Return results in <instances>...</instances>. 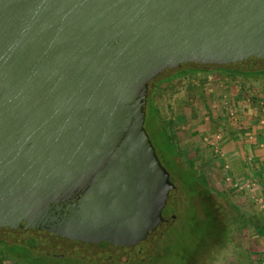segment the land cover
I'll return each mask as SVG.
<instances>
[{
    "label": "water",
    "instance_id": "1",
    "mask_svg": "<svg viewBox=\"0 0 264 264\" xmlns=\"http://www.w3.org/2000/svg\"><path fill=\"white\" fill-rule=\"evenodd\" d=\"M197 69L264 71V0H0V240L154 257L183 201L148 101Z\"/></svg>",
    "mask_w": 264,
    "mask_h": 264
},
{
    "label": "rangeland",
    "instance_id": "2",
    "mask_svg": "<svg viewBox=\"0 0 264 264\" xmlns=\"http://www.w3.org/2000/svg\"><path fill=\"white\" fill-rule=\"evenodd\" d=\"M248 73L252 74L246 78L219 71L183 70L154 85L148 103H152L161 124L173 121L170 129L178 137L180 150L174 160L184 168L186 159L193 161L194 173L206 176L210 187L196 184L193 192L186 190L185 181L179 171L170 168L149 126L153 121L147 107L146 129L162 164L182 183L179 196L184 208L164 234L158 253L143 264H264V239L260 238L264 235V208L255 206L249 190L235 186L232 176L226 179L218 165L221 143L252 130L247 128L248 118L240 119L244 112H239L238 104L253 103V113L260 122L264 120V72ZM194 180L190 177L188 182ZM194 205L199 209L197 220ZM195 221L201 230L195 229ZM3 248L0 240V264H24L15 256L7 260L1 254ZM63 248L47 246L45 251L54 256L34 254L19 246L13 251L26 264H97L74 255L57 256ZM254 252L259 254L251 258Z\"/></svg>",
    "mask_w": 264,
    "mask_h": 264
},
{
    "label": "crops",
    "instance_id": "3",
    "mask_svg": "<svg viewBox=\"0 0 264 264\" xmlns=\"http://www.w3.org/2000/svg\"><path fill=\"white\" fill-rule=\"evenodd\" d=\"M240 84L244 86L243 83ZM237 107L239 112H244L240 119L248 118L247 128L252 130L221 143V153L218 155V165L221 167L219 171H223L226 179H231L229 176H232L234 185L249 190L255 206L264 208V122H260L259 116L253 113V103H240ZM260 238L264 239V235ZM251 254L252 258L259 253Z\"/></svg>",
    "mask_w": 264,
    "mask_h": 264
},
{
    "label": "trees",
    "instance_id": "4",
    "mask_svg": "<svg viewBox=\"0 0 264 264\" xmlns=\"http://www.w3.org/2000/svg\"><path fill=\"white\" fill-rule=\"evenodd\" d=\"M191 71L192 72H198V73L199 72H209L207 70H200V69L191 70ZM218 71L219 72H226V73H230V74H233V75H236V76L246 77V78L249 77L250 74H252V73H248V72L235 71V70H222V71L218 70ZM156 84L157 83H155V85ZM148 109L151 111L152 121H153V123L151 122L149 126L153 129L154 134L156 136L155 138L159 140L160 145H161L162 152L165 155V158H166L167 163L170 164L169 165L170 168H174L176 171H179L178 174L185 181V183L183 184V186L186 188V190L188 192H191V191L193 192L196 184H200L201 186H205L206 188H209L210 187V183H209L207 177L206 176H203V175L202 176H199L197 173H194L195 164L193 163V161H191L190 159H186V165H187V167L184 168V167L178 166L177 163H176V161L174 160V158L176 157L177 153H180L179 152L180 150L178 149V142H177L178 137L170 129V127H172V125H173V121H170L169 123H164V124L162 123L161 124L162 121L160 119H157V114H156L157 112H156L155 108L153 107L152 103H150V102L148 103ZM145 128H146V122H145ZM147 132H148V130H147ZM151 139H152V137H151ZM152 142H153V139H152ZM165 168L168 170L167 166ZM190 177H194L195 180L193 182H191V181L188 182V180L190 179ZM181 186H182V183H181ZM180 192H181V190H180ZM223 194H220V196H224L225 195V194L224 195ZM194 209L196 211V217H195V219L197 220V215H198L199 209L196 206L194 207ZM251 220H252V218H250V221ZM194 224H195V229L196 230H198V231L201 230V229H199V226L200 225H199V223L197 221H195ZM186 225H189V224H186ZM190 229H192V228H190ZM187 240L188 239L185 238L184 239V243ZM2 243H3L4 248H3V250H1V254H3L4 257L7 260H12L11 258L15 256L17 258L22 259V261L24 262V264L28 263L27 261H25L23 259V257L19 253L14 252L13 251V248L15 246H19V248H24V249H26L28 251H32L30 249V247L25 246L23 244H18V243H14V242L3 241V240H2ZM156 262H158V261H156Z\"/></svg>",
    "mask_w": 264,
    "mask_h": 264
},
{
    "label": "flooded vegetation",
    "instance_id": "5",
    "mask_svg": "<svg viewBox=\"0 0 264 264\" xmlns=\"http://www.w3.org/2000/svg\"><path fill=\"white\" fill-rule=\"evenodd\" d=\"M157 151V150H156ZM157 154H158V152H157ZM159 156V155H158ZM161 161V160H160ZM162 163V162H161ZM180 190H181V188H180ZM180 193V192H179ZM180 197V196H179ZM181 198V197H180ZM181 200H182V198H181ZM183 208H184V202H183ZM183 208H182V211H183ZM182 211H180V212H182ZM178 210L175 212V214L177 215V217H178V214L180 213ZM178 220V219H177ZM176 223V222H175ZM157 253H158V251H157ZM69 256H71V255H69ZM143 264V263H142Z\"/></svg>",
    "mask_w": 264,
    "mask_h": 264
},
{
    "label": "built area",
    "instance_id": "6",
    "mask_svg": "<svg viewBox=\"0 0 264 264\" xmlns=\"http://www.w3.org/2000/svg\"><path fill=\"white\" fill-rule=\"evenodd\" d=\"M263 114H264V113H263ZM262 122H264V120H263Z\"/></svg>",
    "mask_w": 264,
    "mask_h": 264
}]
</instances>
